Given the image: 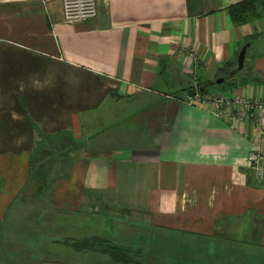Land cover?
Wrapping results in <instances>:
<instances>
[{
    "label": "crops",
    "instance_id": "0c3cea01",
    "mask_svg": "<svg viewBox=\"0 0 264 264\" xmlns=\"http://www.w3.org/2000/svg\"><path fill=\"white\" fill-rule=\"evenodd\" d=\"M95 1L96 19L66 25L61 0H0V264H264V144L185 102L248 43L212 95L264 100V16ZM88 240L125 261L72 247Z\"/></svg>",
    "mask_w": 264,
    "mask_h": 264
},
{
    "label": "built area",
    "instance_id": "2783aa9c",
    "mask_svg": "<svg viewBox=\"0 0 264 264\" xmlns=\"http://www.w3.org/2000/svg\"><path fill=\"white\" fill-rule=\"evenodd\" d=\"M63 22L66 25H76L93 21L97 17L95 0H61ZM185 58L197 60L193 51L190 54L181 53ZM189 105L199 106L211 113L217 119H223L236 124L251 123L255 127L257 136L264 144V116L263 99H247L235 94L228 95H203L196 89L193 96L186 97ZM254 164V174L258 181L264 174V156L259 153L250 155Z\"/></svg>",
    "mask_w": 264,
    "mask_h": 264
},
{
    "label": "trees",
    "instance_id": "16d2710c",
    "mask_svg": "<svg viewBox=\"0 0 264 264\" xmlns=\"http://www.w3.org/2000/svg\"><path fill=\"white\" fill-rule=\"evenodd\" d=\"M226 12L233 25L237 27L244 26L252 21L259 20L264 16V0H247L229 7ZM237 75H239V73ZM237 75H225L223 77L224 82L234 80V77H236ZM202 94L206 95V92L203 91ZM96 245L103 248L105 252L108 253L109 256H111V258L116 262H118L119 260V262L125 261L126 257H124L123 251L119 249H113L112 247L107 246L106 243H99L97 241L91 242L88 240L80 244L73 245V248L81 251H89Z\"/></svg>",
    "mask_w": 264,
    "mask_h": 264
},
{
    "label": "water",
    "instance_id": "95a60500",
    "mask_svg": "<svg viewBox=\"0 0 264 264\" xmlns=\"http://www.w3.org/2000/svg\"><path fill=\"white\" fill-rule=\"evenodd\" d=\"M247 48H248V44H246V45L241 49V51L239 52L238 59H237V65H236V69H235V71H234V74L240 73V72L243 70V67H244V61H245V53H246ZM223 82H224L223 79L218 80V81L215 82V85H216V86H220V85L223 84ZM201 93H203V92H201ZM188 95H189L190 97H192V96H193V93H192V92H189Z\"/></svg>",
    "mask_w": 264,
    "mask_h": 264
},
{
    "label": "rangeland",
    "instance_id": "374dc122",
    "mask_svg": "<svg viewBox=\"0 0 264 264\" xmlns=\"http://www.w3.org/2000/svg\"><path fill=\"white\" fill-rule=\"evenodd\" d=\"M229 82H230V81H226L225 83H223V84L220 85V86H210V87H208V88H207V90H208V94H209V95H212V94H216V93H218V91H219V92H222L223 89H225V88L228 87ZM82 242H84V241H82ZM75 244H78V243H75ZM72 245H74V244L72 243ZM107 246H108V245H107ZM72 247H73V246H72Z\"/></svg>",
    "mask_w": 264,
    "mask_h": 264
}]
</instances>
